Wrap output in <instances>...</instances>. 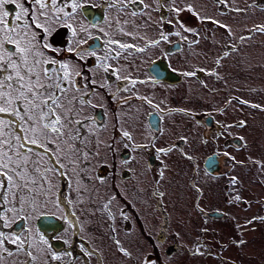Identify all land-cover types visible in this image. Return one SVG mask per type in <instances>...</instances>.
<instances>
[{"label": "rangeland", "instance_id": "1", "mask_svg": "<svg viewBox=\"0 0 264 264\" xmlns=\"http://www.w3.org/2000/svg\"><path fill=\"white\" fill-rule=\"evenodd\" d=\"M14 1L18 6L14 18L28 17L29 10L24 13V4ZM137 1L76 0L73 6L60 3L56 7L41 2L32 7L31 13L38 24H22L15 19L8 24L12 11L7 3L0 8V71L4 72L0 80V108L6 109L4 112L7 113L20 112L24 107L30 123L32 118H38L36 112L52 121V108L57 104L63 131L56 137L52 132L46 133L36 121L37 127L28 129L24 137L25 141L37 143L39 147H25L19 137L0 135V153L13 149L18 156L17 161H28L31 166L18 167L10 175L0 169V176L24 179L23 183L13 179L6 187L5 209L0 214V264L51 262L55 251L48 242L52 237H59L65 246L72 245L75 238L71 224L75 221L80 225L79 239L92 242L94 248L101 252L103 264L104 261L105 264H264V218H260L258 223L250 222L249 218L253 209H262L261 200L264 199V110L236 107L233 102L229 103L220 112L222 123L246 119L247 124L242 128L224 127L225 133L221 131L212 137L201 135L192 115L181 110L200 111L201 104L212 103L213 100L216 105L222 104L232 87L250 101L264 102V0H224L223 8L228 7L229 10L221 13L216 0H167L172 11L173 38L180 34L187 38L183 49L169 58L173 66L183 69L187 75L181 83L165 88L157 85L153 99L155 106L164 110L165 123L161 133L147 128L146 111L152 106L142 102L116 106L105 104L100 91H94L87 104L82 105L85 109H78L71 116L69 88L61 90L57 102L44 106V101L53 91L52 70L57 63L65 72L62 82L65 87V84L68 86L70 70L74 66L79 70L90 56L95 60L89 66L92 81H99L103 72L107 75L118 72L141 76L147 62L162 53L165 40L161 39L163 25L156 9L157 1L142 0L144 7L135 11L133 6ZM85 4H91L100 12L102 10L104 20L95 25L87 23L81 11ZM233 18L245 20L240 22L241 26L231 27L233 31H230ZM60 27L66 33L63 44L56 45L50 37ZM242 34L246 37H240ZM95 36L104 40V48L89 53L86 46ZM218 36L220 43L217 42ZM154 37L156 46H150ZM130 41L139 43L141 48L138 49L141 50L128 54L114 45V42L121 45ZM8 42L15 44V51L10 52L6 48ZM229 43L234 46L232 51L227 48ZM128 44L133 45L131 42ZM74 48L78 49L76 58L68 55ZM103 50L115 51L114 55L106 58L104 67L101 62ZM220 52L224 55L214 66ZM241 59L244 60L238 63L237 60ZM236 61L238 68L232 75L231 66ZM200 66L216 69L217 77L208 80L211 90L198 82ZM4 83L7 86L2 89ZM25 86L30 95L34 94V101L20 92L19 88ZM141 86L139 91L144 93V86H148ZM113 88L108 86V91ZM207 96L213 97L207 99ZM2 97L6 98L4 102ZM18 98H21L19 103L22 106L17 104ZM99 107L104 109L105 116L101 124L94 118L95 109ZM174 107L178 110H169ZM88 114L94 120L82 125L86 128V136L81 140L75 139L69 133L72 131L71 119ZM253 119H258L253 125L254 131L245 132L247 126H252ZM236 129L244 133L238 138L239 145L232 141L235 137L231 136ZM118 130L128 133L125 135ZM80 144L88 147L77 146ZM91 145L104 147V174L100 169L102 156L99 151L95 156L90 154L88 148L95 149ZM40 149L43 154L37 152ZM113 151L117 153L115 158ZM212 151L219 154L223 166L233 165V171L228 169L226 174L218 177L205 174L200 162ZM121 152H127L129 160H124ZM33 154H40L41 161L32 163ZM51 154L60 161L56 171L49 160ZM150 156L152 160H149ZM196 162L198 173L195 183L201 187L197 199L202 206L198 207L200 212L195 208L196 190L190 185ZM124 170L129 171V178L123 175ZM80 171L90 177L89 182L86 177L90 186L84 185L86 189L81 192L80 182L76 185ZM66 175L71 178L67 197L72 200L77 216L74 212L72 216L64 215L58 202ZM234 175L235 184H231L228 178ZM44 177L45 182L41 184ZM222 182H229L230 189L237 191L248 207L230 201L231 193L223 189ZM102 199L104 209L102 204L97 207ZM214 208L222 209L227 217L216 220L203 214V211ZM44 211L63 222L64 226L58 233L46 234L38 230L37 220ZM20 218L24 220L23 231L17 235L13 224ZM161 227L164 230L160 237ZM24 243L33 257L29 258L22 248ZM97 258L95 254L93 260ZM59 264H63L62 261Z\"/></svg>", "mask_w": 264, "mask_h": 264}, {"label": "flooded vegetation", "instance_id": "2", "mask_svg": "<svg viewBox=\"0 0 264 264\" xmlns=\"http://www.w3.org/2000/svg\"><path fill=\"white\" fill-rule=\"evenodd\" d=\"M18 1H21L24 4V6L26 7L24 9V13H25V10L26 11L29 10V14L27 15L28 17L25 18V17H23L24 15L23 16H17V17H19V19L16 20V17L14 18V15L16 14V10H17L18 6L14 0H10L9 3L6 4L7 6L10 7V10L12 11L10 17H8V19H7L8 24H11L14 19L16 22H19L22 24L23 23L36 24L37 22L35 21L36 20L35 16L31 15V13L33 11L32 7L39 5L41 2H45V3L50 4V5L53 4L54 7H56L57 5H60V3L73 6L76 2V0H53L54 2H52V0H18ZM156 1H157L156 9L158 8L159 20H160V23L163 25V29L160 30L161 34H163L161 39L163 41L164 40L165 41L163 42L164 46L161 49L162 53H160L159 56H157V57L149 60V62H147L141 76L140 75L133 76V75H128V74L121 75L118 72H116L117 74L112 73L111 75H107L103 72L99 81L98 80L92 81L93 76H92V72H91L89 66L92 65V63L94 64L95 60L90 56L86 62L83 61V65L79 70H75V66H74V68H72V70H70L71 71L70 75L68 74L69 78H70L69 82L67 83L68 86L65 84V87H64L62 82H63V79H65L64 77H66V75H65L64 70H62V67L59 66V64L57 63L56 66H54V69L52 70L53 78H54L53 91H52L51 96H49L48 99L44 101V103H45L44 106H47L48 104H52V103L57 102L59 100V96L61 95V90L64 88L65 89L69 88L70 89L69 103H70V111H71L70 116H71V114H74L78 109L79 110L85 109V107H83L82 105L87 104V102L90 100L91 94L94 91H100L101 92L100 94L102 95V98L104 100L103 102H105V104L107 103V104L116 106V105H119L120 103L142 102L143 104L152 106L151 110L146 111L147 128L149 130H151L152 132H155V133L163 132V127H164V123H165V119L163 118L164 110L162 111L160 108H158V106H155L156 102L153 99V95L156 94V89L158 88L157 85H160L161 86L160 88H165L166 86L181 83L182 79L184 77H186L187 74L185 73V71L183 69L178 70L175 66H173L171 64V60H170L169 56H171L172 54H174L176 52H180L183 49V46L185 45L187 38L185 35H182V34L175 35V39L173 38V28H172V19H171L172 18L171 5L167 0H156ZM230 1H233V0H230ZM216 2L219 5L218 11L220 13L224 12L225 10L226 11L229 10V9H227L228 7L223 8V4L225 5L224 0H216ZM143 7H144L143 1L139 0V1L134 3L133 9L135 11H140V10H142ZM231 7L229 5V8H231ZM81 11L85 15L83 17V19L89 24L95 25L97 22L104 20V13L102 12V10L100 12L99 10L94 9L91 4L82 5ZM234 20H235L234 18L231 19L230 31H233L231 29V27L236 28V26L238 27V25H240L239 22H236V20L235 21ZM60 31H63V34L61 37H58V34ZM162 31L164 33H162ZM65 33L66 32H65L64 28H61V27L58 28L56 30V32L50 37V41L56 45L63 44ZM240 37H246V34H242V35H240ZM52 38H55L57 40V42H53ZM217 38H219V36ZM58 40H61L60 43ZM220 40H221V38L217 39V42L220 43L221 42ZM130 42L133 44L132 46H130L128 44ZM130 42H127V44L122 43L121 45H118L117 42H114V45L121 47L120 51H122V50L127 51L128 54L130 52L141 50V49H138V48H141L139 43H135L132 41H130ZM229 44L230 45L227 48L229 51L230 50L232 51L234 46L231 43H229ZM14 45H15L14 43L8 42L6 44V48L8 50H10V52H13V51H15ZM104 45H105L104 40H101L99 37L95 36L93 38V40L87 44L86 47H87L88 52L90 53V51L102 50V48H104ZM122 45L125 46V47H123L124 49L122 48ZM150 46H156L155 37L153 38V40H151ZM77 52H78V49L74 48L72 50V52L68 53V55L71 56L72 58H76ZM114 54H115L114 50H109L107 52H104V50H103V55H102V59H101L103 67L106 65V58L108 56L114 55ZM223 55L224 54L222 52H220L216 56L214 66H216V64L219 62L220 57ZM243 60L244 59L237 60V61L239 63ZM74 61H76V60H74ZM237 61L233 64V66H231L232 75H234L237 71L236 70L238 68V67L236 68ZM157 64H159V66H161L162 68H160L157 71L155 68V73H154L153 72V69H154L153 66L154 65L156 66ZM105 72H107V71H105ZM3 76H4V72L0 71V80L2 79ZM211 77H214V78L217 77L216 76V69L214 67L206 68L204 66H200L198 68V70H197L198 82L201 86H203L204 88H207L208 90L212 89L210 83L208 82V80ZM108 78H109V81H108ZM6 84L7 83L3 84L2 89L6 88V86H7ZM143 84L147 85L148 87L144 86L146 88V90L144 91V93H140L139 89H141V87H142L141 85H143ZM151 85H153V86H151ZM108 86L114 87L111 92L108 91ZM19 90L24 96H26L27 99L29 98L30 100H33V101L35 100L34 94L30 95V92L27 90V86H25V88L21 87V88H19ZM232 90H229L230 93L227 94V97L223 101L222 104L216 105L215 101L213 100L212 103L201 104L202 106H200V109H201L200 111H195V110L192 111V110L185 109V108H182L181 110H183V112H185L186 114L192 115V118H194L195 122L198 125V128L200 130V134L203 136H208V137L218 136L221 131L224 132V127L228 128V127L233 126V127H237V128H242L247 124L246 119H240L237 122L233 121L231 123H224L223 124L220 117H219L221 110L223 108H225L226 105H228L229 103L231 104L233 102L234 105H237L236 107L243 106L242 108L249 107L250 109L253 107V109H257V110L262 111V110H264V102L258 103V102L250 101L247 98H245V97L241 96L240 94H238L237 92H235L234 91L235 89L233 87H232ZM163 92H165V91H163ZM22 94H20V95H22ZM210 97L212 98L213 96H207V99H209ZM216 97H217V99L219 98V93H217ZM2 98H3V102H4L6 100V98L5 99H4V97H2ZM20 100H21V98H18L16 100L17 104L19 103ZM56 105H54L52 108L53 115H54L52 118V121L50 119L42 117L39 113L36 112L38 118H32L31 119L32 122L29 123V114H28V111H24V107H23V109L19 110L20 112H7V113H5L4 111L0 112V135L19 137L20 142H22V145L25 147H29V146L39 147V145L37 143L33 144V143L25 141L24 136L27 135L28 129L30 130L33 127H37L36 121L40 122V125L44 127L46 133L52 132L57 137V135H56L57 133L63 132L61 129V126L59 124L60 113L58 112ZM19 106H22L21 103H19ZM246 109L247 108H245L243 111H245ZM34 110H35V108H34ZM169 110L175 111L178 109H177V107H174V108H170ZM234 116H236V115H234ZM114 117L116 118V115H114ZM94 118H95V120L99 121V123L101 124V122H103L105 120L104 119L105 118L104 109H102L101 107L96 108L95 113H94ZM94 118H92L90 114H88V116H85L83 118H74V119L72 118L71 119L72 131H70L69 133H71V135L74 136L75 139L77 138V139L81 140V137H85L86 132H87L86 128H83L82 125H85L86 123L93 121ZM255 121L258 122V119H253L252 120V126H250V127L247 126L245 128V132H253L254 131L253 125H254ZM73 123H75V125ZM261 125H262V122H261ZM237 130H239V129L234 130L236 133L234 132L233 134L232 133H230V134H232L231 136L235 137L232 139V141L236 145H239L240 139H238V138L243 137L244 133L237 131ZM118 131L128 133L125 130H118ZM82 145L83 144H80L77 146L81 147ZM82 147H88V146L85 145ZM91 147H95V149L88 148V151L90 152V154H93L95 156V154H97V151H99L100 156H102L101 157V161H102L101 166H103V168L100 166V169H102L101 173L104 174V171H105V169H104V147L103 146L98 147L97 145H95V146L91 145ZM172 147H174V146H172ZM37 152H40L41 154L44 153L42 151V149H40V151H37ZM113 153H114V158H115L117 156V153H116V151H113ZM73 155H74V153H73ZM120 155L124 160L125 159L129 160V156H128L127 152H124V153L121 152ZM152 155H153V153H152ZM211 155H215V159H216V162H215V164H213L211 166V169L216 168V166H218V168H216V170H211L208 167H206L205 161H206L207 157L211 156ZM151 156L149 157V160H152L153 157H151ZM17 158H18V156L15 154V150H13V149L11 151L5 150L4 152H1L0 153V169L5 170L6 171L5 173L10 175V174H12L11 171L19 169L18 167H25V168L31 167L28 164L29 163L28 161L19 162V161H17ZM32 159H33L32 163H34L36 160L41 161V160H39V159H41V155L38 154L36 156L35 154H33ZM49 160H50L52 166L54 167V169L57 166H59L60 161L58 160L57 156H54V154H51L49 156ZM152 163H153V161H152ZM10 165H14V167H10ZM200 167L203 170V172H205V174H207L209 177H218V176L224 175L227 173L228 169H230V170L232 169V171H233V165H230L229 167L223 166L222 160H221L219 154L214 152V151H212L211 153H209L203 157V160L200 162ZM105 168H106V166H105ZM197 168H198V163L196 162V165L193 167V174L194 173L195 174H194V176L192 175V179L190 180V185H191V187L194 188V189L192 188L193 190H196V199H195L196 202L195 203H197V206L195 208L199 211L201 208H198L200 206V204H199L197 199H199V196H200V190L199 189H201V187H200V185H197L195 183V179H197L196 174L198 173ZM55 171H56V169H55ZM67 174H69V172H67ZM79 175L80 176H76V185L80 182L79 192H81L84 189H86L84 185L90 186V184L88 183L90 180V177H87L86 175H84V171H80ZM123 175L126 178H129L130 173L128 170H124ZM86 177H87L88 182L86 180ZM125 177H122V178H125ZM13 179H16L22 183L24 181V179L20 178L19 176L14 177V178L7 177L6 175L0 176V189H2V191L0 192V214L5 209V200L7 199L6 187L10 182L12 183ZM235 179H236V175H234L232 178L229 177L228 181L229 182L231 181V184H235L234 183ZM63 181H64L63 193H62V195H60L58 197V202H59L60 206L63 208L64 215L69 214V216H72V214L74 212L73 211L74 207L72 208V200L70 199V197H67V193H68V191H70L71 178H69L66 175V179H64ZM44 182H45V177H44V179L42 178L41 184H43ZM229 182H224V183L222 182L221 183L223 189L231 193L230 194L231 198L230 199L228 198V199L234 203L240 202L242 205L245 206L246 200L241 198L240 195L237 194V191L233 192L230 189ZM58 191H60V187L58 188ZM113 191H114V189H113ZM96 194L98 196L97 191H96ZM107 200L109 201V199H107ZM101 204H102L103 209H104V199H102L99 203H97V207H100ZM247 205H248V203L246 204V206ZM261 205H262V209H260L258 207V208H255L252 210L253 213H251V215L249 217L250 222L257 221V223H258V222H260V218H264V199L261 200ZM161 206H162V204L159 203L160 210L162 211V214H163L164 209ZM200 207H202V206H200ZM250 209H251V207H250ZM76 213L74 212V214L77 216ZM101 214L104 217L103 211H101ZM203 214H206L205 216L216 219V220L219 218H225L228 215V214H225L224 211H222V209H216V208H214L212 210L203 211ZM42 215H48V216L53 217V218H50V222H48V224H46L45 228H42L38 225L39 218ZM163 216H164V214H163ZM39 218L37 220V227H38V230L42 233H46V234L53 233V234H55V233H58L64 226L63 222L60 221L57 216L49 214L45 211L40 213ZM19 221H22V224L20 226H17ZM257 223L255 224V227L257 226ZM0 224L2 225L1 219H0ZM23 224H24V220L22 218H20L19 220L14 222L13 229L17 233V235H20V233L23 231V229H22ZM71 226H72L71 231H74L73 232L74 238H75L74 243L72 245L65 246L64 240H62L59 237H56V238L52 237V239H50V241L48 243L51 244V246L53 247V250L55 252H53V254H52L53 255L52 261L47 262L46 264H59L60 261H62L63 264H67V263L68 264H94V262H95V264H103V258L101 257V252H98L96 250V248H94V246L92 245V242L89 240H84V238L81 240L79 239L80 238V232H79L80 231V225L77 224V221H75V224H71ZM49 228H51V229H49ZM162 230H164V228L161 227L160 237L162 236ZM236 231H238V230H236ZM10 244H11L10 247L12 248V243H10ZM25 244L26 243H24L22 248H24L26 254H29V258L33 257L32 252L30 253L29 248ZM117 244L119 245V243H117ZM7 246H9L8 242L5 243V247H7ZM19 248L20 247H18V249ZM119 248H120V245H119ZM95 254H96V256H98V258L96 260H93V257L95 256ZM26 260L29 261V259H26ZM104 264H105V261H104Z\"/></svg>", "mask_w": 264, "mask_h": 264}, {"label": "water", "instance_id": "3", "mask_svg": "<svg viewBox=\"0 0 264 264\" xmlns=\"http://www.w3.org/2000/svg\"><path fill=\"white\" fill-rule=\"evenodd\" d=\"M62 34H63V31H60L59 34H58V37H61ZM52 41L53 42H57V40L55 38H52ZM58 41L60 43L61 40H58ZM153 67H154V69H153V72L154 73H155V68H156V71L159 70L160 68H162L161 66H159V64H157L156 66L154 65ZM205 162H206V167H208L209 169H211V166L213 164H215V162H216L215 155L208 156ZM216 168H218V166H216ZM216 168H212L211 170H216ZM50 218H53V217L52 216H48V215H42L39 218L38 225L40 227H42V228H45L46 224H48V222H50ZM21 224H22V221H19L18 224H17V226H20ZM49 229H51V228H49Z\"/></svg>", "mask_w": 264, "mask_h": 264}, {"label": "snow or ice", "instance_id": "4", "mask_svg": "<svg viewBox=\"0 0 264 264\" xmlns=\"http://www.w3.org/2000/svg\"><path fill=\"white\" fill-rule=\"evenodd\" d=\"M7 2H8V0H0V8H2L4 6V4L7 3ZM4 15L6 16L7 13H4ZM21 51H23V50H21ZM9 79H11V77H9ZM3 111H6V109L0 108V112H3ZM125 135H127V133H125Z\"/></svg>", "mask_w": 264, "mask_h": 264}, {"label": "bare ground", "instance_id": "5", "mask_svg": "<svg viewBox=\"0 0 264 264\" xmlns=\"http://www.w3.org/2000/svg\"><path fill=\"white\" fill-rule=\"evenodd\" d=\"M245 19H238V21L236 20V22H242V21H244ZM236 24V23H235Z\"/></svg>", "mask_w": 264, "mask_h": 264}]
</instances>
